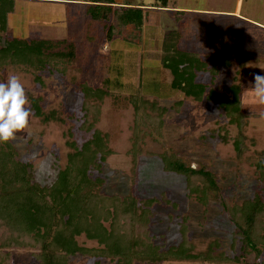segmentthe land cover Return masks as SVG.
<instances>
[{
	"label": "rangeland",
	"instance_id": "374dc122",
	"mask_svg": "<svg viewBox=\"0 0 264 264\" xmlns=\"http://www.w3.org/2000/svg\"><path fill=\"white\" fill-rule=\"evenodd\" d=\"M115 1V7L130 3L149 10H145V20L139 28L120 25L117 16L110 17L115 35L112 40L107 38L103 25L90 24L88 2L84 0L17 1V9L9 18L11 34L66 39L75 49L66 73L47 72L42 76L43 83L35 80V74L19 67L0 71V82L11 75L19 77L25 88L26 106L32 112L26 128L10 140L17 159L32 165L35 183L51 186L67 165L68 154L72 152L69 142L81 145L89 137L81 128L83 97L78 84L88 81L102 87L109 78L110 91L100 104L97 128L108 135L113 154L104 164L101 176L105 183L100 190L122 198L129 195L168 198L172 203L163 201L153 208L151 235L157 245L165 249L178 245L185 221L194 253L206 252L218 240L221 243L218 252L233 257L240 252L242 243L235 241L237 229L225 204H242L256 196L264 202V167L258 168L260 164L264 166V105L254 103L248 93L253 75H264V0H169L167 9L157 8L160 5L157 0ZM243 16L259 27L241 21L239 18ZM172 30L182 35L180 48L211 57L209 62L223 54L234 57L229 68L221 69L213 88L220 94L231 85H241L242 129L229 124L217 102L207 98L199 101L180 91H171V76L164 70L161 59L163 38ZM92 35L95 40L89 39ZM210 80V73H199V82ZM143 97L158 100L167 111L159 121L160 133L149 132L139 143L142 154L138 168H134L130 151L136 114L132 100ZM31 98H39L45 113L56 111L64 121H43L37 117ZM219 134L227 135L226 141ZM240 135L243 139L238 151L235 139ZM162 154H175L194 168L212 171L219 191L209 194L207 204L201 203L195 194H190L184 176L167 172ZM10 233L7 227H0V245ZM78 241L85 247L98 246L85 236ZM8 250L14 264H39L32 248ZM249 259L252 262L253 256ZM69 262L114 264L109 259L96 263L94 258L81 255L71 257ZM160 264L226 263L193 260Z\"/></svg>",
	"mask_w": 264,
	"mask_h": 264
},
{
	"label": "trees",
	"instance_id": "16d2710c",
	"mask_svg": "<svg viewBox=\"0 0 264 264\" xmlns=\"http://www.w3.org/2000/svg\"><path fill=\"white\" fill-rule=\"evenodd\" d=\"M88 2L90 24L100 23L112 40L114 25L110 17L117 16L120 25L141 27L145 20L142 7L118 6L115 0H84ZM159 7H168L169 0H157ZM17 0H0V71L13 66L35 74V80L43 83L45 73L65 74L75 57L72 42L62 39L27 38L11 34L9 17L16 11ZM181 33L170 31L163 38L162 65L171 76V91H180L195 100L207 98L215 101L226 113L229 124L243 126L241 85H231L218 94L213 85L221 69L229 68L234 57L220 55L213 58L180 48ZM92 35L90 40H95ZM200 72L211 75L209 83L198 81ZM111 79L102 87L88 81L78 84L83 97L81 128L89 137L81 144L69 142L72 152L68 162L49 187L34 182L32 165L17 159V151L10 141L0 143V227L11 230L0 245V264H14L10 248L28 247L36 250L39 264H70L74 256H88L101 263L109 259L114 264H133L135 261L160 264L167 261H221L226 264H264V202L256 196L242 204H225L236 226V239L242 243L240 252L233 257L218 252L221 243L213 241L206 252L194 253L189 229L182 224V241L169 248L157 245L151 235L153 208L168 198H137L133 195L119 197L100 189L105 183L102 175L107 159L113 154L109 137L97 128L101 115V103L108 95ZM135 108L133 146L134 168H138L142 154L138 148L149 132L160 133V122L167 109L158 100L140 98L132 100ZM32 109L43 121L64 120L56 111L45 113L41 100L31 98ZM181 105V102L177 104ZM75 117V115L70 116ZM148 130L146 131V129ZM220 130H225L221 128ZM226 141L227 135H218ZM243 136L235 139L239 151ZM167 172L182 175L188 182L190 194L208 203V196L219 191L216 175L206 168H194L175 154H162ZM260 164L258 168L262 170ZM85 236L98 243L96 247L80 245L78 238ZM236 244H234V248ZM8 250V251H7ZM253 256L252 262L250 257Z\"/></svg>",
	"mask_w": 264,
	"mask_h": 264
},
{
	"label": "clouds",
	"instance_id": "9594fccd",
	"mask_svg": "<svg viewBox=\"0 0 264 264\" xmlns=\"http://www.w3.org/2000/svg\"><path fill=\"white\" fill-rule=\"evenodd\" d=\"M248 93L254 103L264 105V75H253ZM27 103L24 85L17 75L0 82V143L14 139L26 128L32 115Z\"/></svg>",
	"mask_w": 264,
	"mask_h": 264
},
{
	"label": "crops",
	"instance_id": "0c3cea01",
	"mask_svg": "<svg viewBox=\"0 0 264 264\" xmlns=\"http://www.w3.org/2000/svg\"><path fill=\"white\" fill-rule=\"evenodd\" d=\"M18 1V0H17ZM115 3L116 4H114V5H117V2L115 1ZM122 5H127V6H138V7H142L143 9H144V13L145 12H147V11H145V10H149V9H146L145 8V6L144 5H132V4H130V3H123ZM119 6V5H118ZM157 8H160V9H167V7L166 8H163V7H157ZM16 9H17V5H16ZM10 18V17H9ZM241 21H243V22H246V23H248V24H250V25H253V26H255V24H253V23H255V21L254 20H252V19H250V18H248V17H245V16H243V18H239ZM130 25H132V24H130ZM127 26H129V25H127ZM256 28H258L259 27V24H258V26H255ZM260 29H263V28H260ZM225 55V54H224ZM226 55H230V54H226Z\"/></svg>",
	"mask_w": 264,
	"mask_h": 264
}]
</instances>
